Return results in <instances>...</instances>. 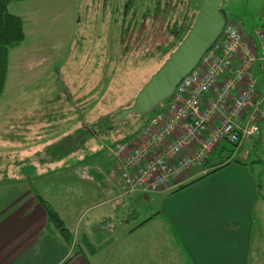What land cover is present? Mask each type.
Here are the masks:
<instances>
[{
	"label": "rangeland",
	"instance_id": "obj_1",
	"mask_svg": "<svg viewBox=\"0 0 264 264\" xmlns=\"http://www.w3.org/2000/svg\"><path fill=\"white\" fill-rule=\"evenodd\" d=\"M198 5L199 0L11 1L7 10L21 19L24 39L8 51L0 96V181H30L58 209L66 228L93 221L98 228L101 212L109 209L97 206L105 183L80 164L88 158L94 168L99 159L101 171L115 168L108 147L124 137L136 138L153 113L121 121L112 117L132 105L179 45ZM220 7L244 33H253L264 20V0H222ZM159 12L163 20L153 21ZM177 12H186L187 31L176 30L182 23L174 24ZM152 22L155 32L148 36L142 27L149 31ZM255 89L261 100L264 86L257 82ZM259 108L264 137V102ZM226 147L230 156L232 145ZM250 152V160L258 162L256 171L264 172L260 149ZM136 211L134 221L149 215Z\"/></svg>",
	"mask_w": 264,
	"mask_h": 264
},
{
	"label": "crops",
	"instance_id": "obj_2",
	"mask_svg": "<svg viewBox=\"0 0 264 264\" xmlns=\"http://www.w3.org/2000/svg\"><path fill=\"white\" fill-rule=\"evenodd\" d=\"M244 37L258 55L259 44L252 31L245 32ZM241 63L240 56L231 62L219 86L235 79L233 70ZM249 82L254 89L257 82L264 86L257 61L237 80L228 106ZM216 90L204 98V105L219 93ZM255 101L262 104L264 96L258 100L256 91ZM218 123L214 118L211 124ZM258 129V137L248 143L246 160H231L233 151L225 156L228 142H223L205 164L208 170L221 166L217 171L176 180L165 192L120 196V180L113 174L114 168L101 171L99 159L92 168L93 162L85 158L80 164L82 170L88 167L90 175L101 176L105 183L98 190L103 202L97 206L106 204L109 209L101 212L98 228L95 221L84 227L71 223L66 228L58 209L30 181L1 180L0 264H264V172L256 171L257 160H250V151L256 148L264 156L259 125ZM35 194L58 213L64 233L50 224ZM138 209L149 215L134 221Z\"/></svg>",
	"mask_w": 264,
	"mask_h": 264
},
{
	"label": "built area",
	"instance_id": "obj_3",
	"mask_svg": "<svg viewBox=\"0 0 264 264\" xmlns=\"http://www.w3.org/2000/svg\"><path fill=\"white\" fill-rule=\"evenodd\" d=\"M253 35L259 44L258 55L246 44L244 33L227 22L211 49L179 83L168 104L149 117L137 137L108 148L116 160L113 174L120 180V196L165 192L176 180L206 175L208 156L223 142L235 146L231 160L248 158V143L259 135L261 112L253 84L247 83L231 105L227 104L230 91L236 90L237 80L246 75L253 62L259 63L264 74V20ZM238 56L242 63L233 70L235 79L219 86L221 76ZM217 88L219 93L204 105V98ZM214 118L219 120L217 125L211 124Z\"/></svg>",
	"mask_w": 264,
	"mask_h": 264
},
{
	"label": "water",
	"instance_id": "obj_4",
	"mask_svg": "<svg viewBox=\"0 0 264 264\" xmlns=\"http://www.w3.org/2000/svg\"><path fill=\"white\" fill-rule=\"evenodd\" d=\"M221 1L199 0L197 12L185 37L138 91L132 105L112 117L114 121H121L127 116L154 113L172 97L179 83L197 66L221 35L228 20L226 12L220 7Z\"/></svg>",
	"mask_w": 264,
	"mask_h": 264
},
{
	"label": "trees",
	"instance_id": "obj_5",
	"mask_svg": "<svg viewBox=\"0 0 264 264\" xmlns=\"http://www.w3.org/2000/svg\"><path fill=\"white\" fill-rule=\"evenodd\" d=\"M11 1H13V0H0V96L2 94L4 84H5V79H6L7 63H8V51L10 48L18 46L24 39V33H23V29H22L21 19L18 16L10 14L7 10V6ZM161 13L162 12H159V15L155 14L153 17V21L155 19L158 22L162 21L163 19L160 18V17H162V15H160ZM165 13H168V12H165ZM185 15H186V12H181V13L177 12L176 13V17H175L176 21L173 20L174 24L176 25V23L178 22L177 21L178 19L182 20V23H178L179 26H177V29H176L177 31H180V29L181 30L185 29L187 31V25L190 22V20H188V22H187L188 16L185 17ZM227 22L229 23L231 21L228 19ZM144 24H146V21L144 22ZM149 25H150V23H149ZM150 26H151V28H149L150 29L149 31L147 30L148 29L147 26L142 27L143 29H146V35H148V36L151 34H154L156 24L154 25V22H152V24ZM150 38H154V36L150 37ZM145 39H146V36H145ZM154 41L155 40H153L152 42H154ZM112 120H113V118H112ZM126 139H128V137H124L122 140L118 139L119 141L115 140L114 141L115 143H113L112 146H114V144H116L118 142H122ZM231 145H232L231 151L234 152L235 146H234V144H231ZM237 160H239V159H236L233 161L235 162ZM219 167H221V166H219ZM219 167L213 166L212 168H210V170L208 171V173L206 175L217 171L219 169ZM199 178H197V180ZM185 186H186V184L182 185L181 187H178L173 192L178 191L179 189H181ZM35 197H36L38 203L43 207L44 211L46 212L47 219L50 222V224L57 227L60 232L64 233L65 229L63 228L62 220L60 219L58 213L54 209H52L39 195L35 194Z\"/></svg>",
	"mask_w": 264,
	"mask_h": 264
}]
</instances>
